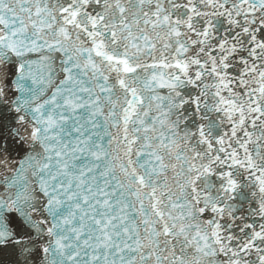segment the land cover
<instances>
[{"label":"snow or ice","instance_id":"snow-or-ice-1","mask_svg":"<svg viewBox=\"0 0 264 264\" xmlns=\"http://www.w3.org/2000/svg\"><path fill=\"white\" fill-rule=\"evenodd\" d=\"M0 264H264V0H0Z\"/></svg>","mask_w":264,"mask_h":264}]
</instances>
